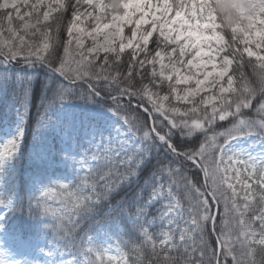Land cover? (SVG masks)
Here are the masks:
<instances>
[{"label": "snow or ice", "instance_id": "obj_1", "mask_svg": "<svg viewBox=\"0 0 264 264\" xmlns=\"http://www.w3.org/2000/svg\"><path fill=\"white\" fill-rule=\"evenodd\" d=\"M217 2L0 0V66L50 73L36 82V124L47 126V113L80 87L123 129L83 152L76 182L54 180L29 201L28 214L48 218L56 240L45 264H143L146 250L149 264H221L213 243L231 264H264V148L233 146L264 141V0H242L252 12L227 31ZM34 79L18 81L25 111ZM23 132L0 144V166Z\"/></svg>", "mask_w": 264, "mask_h": 264}, {"label": "trees", "instance_id": "obj_2", "mask_svg": "<svg viewBox=\"0 0 264 264\" xmlns=\"http://www.w3.org/2000/svg\"><path fill=\"white\" fill-rule=\"evenodd\" d=\"M67 2V0H66ZM2 15L3 12L1 11ZM65 19L70 18V11L66 12ZM228 39H230V35H226ZM66 38L65 35L62 34V39ZM62 51V50H61ZM127 54V53H126ZM124 54L121 57V70L126 72V62L129 59V57ZM254 60V58H253ZM7 69V72L5 73L3 69ZM246 73H251V68L245 69ZM25 73H27L30 76H34V84L36 82L43 80L47 75H50V73H47L46 70L43 67H32L29 68L27 65H3L0 66V127L5 124V117L11 115V118H14V116L17 115H26L29 111L30 114L26 115V125L28 126V132L27 137L22 143V147L19 151V153L12 159L10 165L3 170V177L0 179V199H3L5 201H11V207H7L6 214L4 216V221L2 222L3 225L13 228L15 225V222L20 218L21 220V227L22 230L28 231V232H39V231H45L44 235L46 236V240L49 243H52L53 247H56V240L53 237V234L50 229L46 228L45 225L49 222L48 218L46 217H40V216H31L27 212L29 201L32 199H35L38 196V193L35 192L34 186L30 184L27 180L24 178V171L33 168L32 165H29L34 160L33 155L31 154V150L29 149V146L33 143L32 139L34 136V133L36 131V120H37V113L40 111L38 106H32V105H38L39 101L35 98V93L39 91L38 84L33 88L32 95L30 96L29 104L30 107L27 111H25L24 105L22 103V97L20 95V87H19V79L22 78ZM107 74V73H105ZM113 74H115L113 72ZM147 83V81H145ZM77 90H83L80 87L76 88ZM49 98L51 99L52 94L49 93ZM3 109L6 111V113H3ZM129 115H136L137 112L131 111L127 112ZM141 120H143V117H141ZM35 122V123H34ZM32 142V143H31ZM45 162L48 163L49 160L45 159ZM35 164L34 166H36ZM147 167V165H145ZM138 182L142 183V179ZM124 191L121 190L114 194V199H119L121 195L124 194ZM1 207H6L5 205H0ZM19 209V210H15ZM222 212V209H219V213ZM219 215V214H218ZM217 231L216 234L218 235V226H219V220L217 219ZM3 227V226H2ZM7 228V229H9ZM135 239V237H125V239ZM210 241H215V236L213 233L211 234ZM66 242H61L60 244V251L67 252L70 249L64 248L63 244ZM213 247L217 248V244L213 243ZM74 253L76 252V249H71ZM175 254V253H174ZM152 259V257L149 255V252L146 250L144 254V261L143 264H149V261ZM222 260L224 261V264H231V258H225L222 255ZM221 260L222 264L223 261Z\"/></svg>", "mask_w": 264, "mask_h": 264}, {"label": "rangeland", "instance_id": "obj_3", "mask_svg": "<svg viewBox=\"0 0 264 264\" xmlns=\"http://www.w3.org/2000/svg\"><path fill=\"white\" fill-rule=\"evenodd\" d=\"M104 2V0H103ZM105 3V2H104ZM14 23H18V21H14ZM129 35L128 28H125V36ZM86 45H90V41H85ZM127 50V49H126ZM107 111L106 108H104L102 105L98 107H91V106H81V105H73L71 103L63 104V109L60 112V116L66 124H70L75 126L76 128H81V136L87 137L91 136L90 142L95 143L94 137L97 131L92 129V126L95 125L96 122H99L97 118H101L102 121H100V130L99 132L102 134H105V138L110 137V132H113V136L115 138V134L118 131L123 132V129H120L119 126H117V122L121 123V121L114 115L112 117L105 116ZM91 118H94V120L91 121ZM100 119V120H101ZM61 122L55 124H52L51 127L55 129V132L58 131V128L61 126ZM6 135L1 137V143L3 144L6 141L12 139L16 136L13 128H10L8 126L6 128ZM233 146L237 148H241L245 151L251 152L253 154L259 153L262 148H264V141H260L258 137H242L237 141L233 142ZM8 158L5 159V161ZM4 161V162H5ZM165 188H167V185H165ZM181 204H185V201L182 199L181 195ZM1 248V246H0ZM23 251L20 249L15 250H8L5 253H2L0 251V257H2L7 264H16V262H20V264H30L27 259L18 260V258L22 255ZM31 256V254H29Z\"/></svg>", "mask_w": 264, "mask_h": 264}, {"label": "clouds", "instance_id": "obj_4", "mask_svg": "<svg viewBox=\"0 0 264 264\" xmlns=\"http://www.w3.org/2000/svg\"><path fill=\"white\" fill-rule=\"evenodd\" d=\"M214 7L216 16L225 31L238 22L243 23L241 17L252 12L251 6L242 2V0H218Z\"/></svg>", "mask_w": 264, "mask_h": 264}]
</instances>
